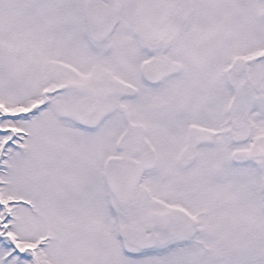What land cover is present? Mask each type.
I'll return each instance as SVG.
<instances>
[{
	"label": "snow or ice",
	"instance_id": "6c2138e0",
	"mask_svg": "<svg viewBox=\"0 0 264 264\" xmlns=\"http://www.w3.org/2000/svg\"><path fill=\"white\" fill-rule=\"evenodd\" d=\"M0 264H264V0H0Z\"/></svg>",
	"mask_w": 264,
	"mask_h": 264
}]
</instances>
